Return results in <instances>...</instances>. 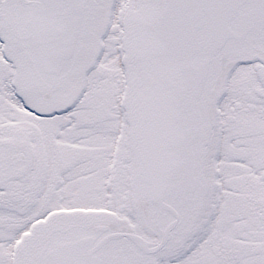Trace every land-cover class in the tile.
Masks as SVG:
<instances>
[{
    "label": "snow or ice",
    "instance_id": "1",
    "mask_svg": "<svg viewBox=\"0 0 264 264\" xmlns=\"http://www.w3.org/2000/svg\"><path fill=\"white\" fill-rule=\"evenodd\" d=\"M0 264H264V0H0Z\"/></svg>",
    "mask_w": 264,
    "mask_h": 264
}]
</instances>
